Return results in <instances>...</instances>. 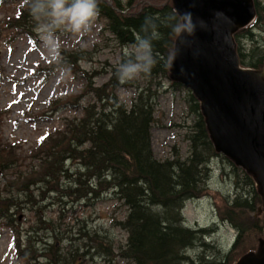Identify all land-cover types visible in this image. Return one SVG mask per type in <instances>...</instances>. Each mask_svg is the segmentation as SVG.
Returning <instances> with one entry per match:
<instances>
[{"label":"trees","instance_id":"16d2710c","mask_svg":"<svg viewBox=\"0 0 264 264\" xmlns=\"http://www.w3.org/2000/svg\"><path fill=\"white\" fill-rule=\"evenodd\" d=\"M142 1L128 0L123 4L121 0H99L100 14L97 18L106 23L104 30L126 48L133 46L138 35H144L141 25L145 17H152L159 32V39L153 41L158 63L150 74H141L133 81L121 83L117 70L129 58V55H124L117 66L106 63L103 74H107L108 79L99 86L95 79L101 73L95 69L81 70L79 66L81 61L92 59L86 51L61 50L65 64L59 66L69 68L73 74L80 73L87 82L83 94L75 98L79 100L72 104L74 109L81 107L83 114L54 127L52 132L37 141V148L31 150L28 156L36 159L37 163L29 170L27 165L28 171L8 181L7 196L11 197L4 199L0 194V220L7 222L5 227L11 226L9 209L16 200L12 196L14 191L31 197L34 205L37 197L45 196L46 191H53L51 195H56L55 204L66 205L65 199L90 200L109 190L129 210L125 221L120 223L128 234L127 243L119 254L123 259L132 264H233L234 259L229 254L221 250L218 252L214 247L210 257L207 255L210 251L197 258L190 256L192 249L210 248L202 240L208 230L190 228L185 224L182 210L188 200L199 198L204 193L205 188L201 184L207 176L205 171L213 155L218 153L210 138L199 100L179 83L172 82L171 85L175 91L187 92L191 113L196 116L188 136L190 155L185 160L176 156L161 161L153 151L152 129L156 122V108L165 81L171 76L170 63L178 38L170 26L175 21L169 18L176 16L177 12L173 0H165L162 4L147 0L137 7ZM253 2L255 21L249 27L238 30L233 38L241 66L264 71V6L259 0ZM6 6L15 14L0 20V36L10 38V42L17 35H28V38L36 40L35 34L30 37L33 33L30 30H36L37 21L30 15L24 0H0V13ZM257 29L261 36L256 33ZM247 43L249 49L245 46ZM121 88L134 92L129 102L120 97ZM84 95L90 96V99L80 106ZM61 101V98L52 100L49 107L56 110ZM29 112H24L27 121L35 118L28 116ZM6 113L0 112V130ZM37 116L47 118L45 113ZM18 150H23L20 143L11 144L0 139L1 171H9L27 161V155L22 157ZM62 178L68 180V185L61 188ZM254 183L252 193L246 191L230 201L231 207L224 216L238 232L234 249L241 245L247 225L257 223V220L245 217L259 210L257 206L261 201L263 204L261 192L255 189ZM41 216L37 228H34L36 231L28 233L25 243L21 244L22 236H19L20 242H15L18 256L28 263L40 254L45 264H75L61 249L62 238L55 230L57 224ZM39 231L46 232L45 238L37 239ZM39 242L44 243L43 248L38 246Z\"/></svg>","mask_w":264,"mask_h":264},{"label":"rangeland","instance_id":"374dc122","mask_svg":"<svg viewBox=\"0 0 264 264\" xmlns=\"http://www.w3.org/2000/svg\"><path fill=\"white\" fill-rule=\"evenodd\" d=\"M121 1L124 4L128 0ZM145 1L147 0L139 2L137 7ZM148 1L162 4L165 0ZM259 1L264 6V0ZM7 9L6 6L0 13V20L15 14L12 9V11ZM105 25L104 21L96 18L91 31L87 33H73L67 26L58 30L61 50L86 51L87 56L92 57L90 61H81L79 66L81 70L99 71L101 74L95 79L99 86L108 79L107 74H103L107 67L106 63L117 66L122 62L124 55L130 57L135 53L133 46L126 48L120 46L111 33L104 30ZM30 31L33 32L30 37L35 34L36 40L28 38V35H17L10 42V38L0 36V112L7 111L0 130V139L6 143H20L23 150H18V154L22 157L27 155V161H22L18 167L0 171V194L4 199L11 197L7 196L8 181L14 180L18 174L26 171L27 165L29 170L31 165L37 163L36 159L28 157L29 152L37 148V141L44 134L52 132L54 127L83 114L81 107L76 106L74 109L72 104L79 100L75 98L82 95L86 88L84 76L80 73L73 74L69 68L51 62L46 50L39 44L36 30ZM256 33L261 36L258 29ZM245 46L250 48L249 43ZM171 84L170 79L165 81V86L160 92L155 114L156 122L152 129L153 151L156 158L161 161L176 156L181 160L188 158L191 149L188 136L196 119L195 114L191 113L187 92L175 91ZM119 95L123 101L129 102L134 92L128 88H121ZM66 96L69 98L66 99ZM82 97L80 106L87 104L90 99L88 95ZM57 98H61L62 101L54 110L49 105L50 101ZM26 111L30 113L28 116L35 118L25 120ZM40 113H45L47 118L46 116H44L46 119L39 118L37 115ZM205 174L207 176H204L201 184L205 188L204 193L199 198L186 202L183 215L190 228L196 230L213 228L214 233H204L202 238L210 248L192 249L189 251L190 256L197 258L210 251L207 254L210 257L214 247L218 252L222 249L229 253L234 259L233 264H238L244 255L258 254L264 244V229L257 233L255 230L248 231L241 245L234 249L238 232L229 222L222 221L221 217L229 211L230 201L237 195L246 191L252 193L253 187L246 182L249 180L247 173L228 157L217 154V157L211 158ZM64 179L61 180V188L68 185V180ZM254 187L257 189L255 185ZM12 196L17 200V194L14 193ZM55 197V194L45 195L43 200L37 197V203L33 204L32 211L28 208L12 216L10 227H5L7 222L4 219L0 220V264L46 263L40 254L30 263L21 259L15 244L16 241L20 242L19 236H22L23 245L28 233L36 231L34 228H37L39 215L57 224L55 230L62 238L61 249L75 264H132L119 255L128 240V234L120 223L125 221L129 210L111 191H103L99 198L90 200L65 199L66 205L55 204ZM11 204L9 202V205ZM260 207H263L262 201L257 209ZM261 209L262 212L256 210L245 218L257 220L261 227L264 226V208ZM45 233L37 232V239L45 238ZM205 235L208 236L205 238ZM38 246L43 248L44 243L39 242Z\"/></svg>","mask_w":264,"mask_h":264},{"label":"water","instance_id":"95a60500","mask_svg":"<svg viewBox=\"0 0 264 264\" xmlns=\"http://www.w3.org/2000/svg\"><path fill=\"white\" fill-rule=\"evenodd\" d=\"M173 3L176 12L189 10L195 19L206 22V29L188 38L190 44L173 56L171 79L197 97L215 151L255 177L264 206V71L241 66L233 38L255 20L254 2ZM238 264H264V244L258 254H249Z\"/></svg>","mask_w":264,"mask_h":264},{"label":"clouds","instance_id":"9594fccd","mask_svg":"<svg viewBox=\"0 0 264 264\" xmlns=\"http://www.w3.org/2000/svg\"><path fill=\"white\" fill-rule=\"evenodd\" d=\"M24 3L37 21L40 46L46 50L50 61L57 65L65 64L58 30L67 26L73 33L90 32L100 14L99 0H24ZM169 19L175 21L170 25L171 31L179 38L174 55L190 44L188 38L195 37L198 30L206 29V22L195 19L189 10L182 13L177 10L176 16ZM141 31L144 35H138L133 44L134 55L118 67L117 78L121 83L133 81L141 74H150L158 63V54L153 48V41L159 39L158 25L152 17H145Z\"/></svg>","mask_w":264,"mask_h":264},{"label":"bare ground","instance_id":"6f19581e","mask_svg":"<svg viewBox=\"0 0 264 264\" xmlns=\"http://www.w3.org/2000/svg\"><path fill=\"white\" fill-rule=\"evenodd\" d=\"M173 2V1H172ZM173 5H174V3H173ZM176 10V9H175ZM255 21V20H254ZM253 21V22H254ZM252 25V24H251ZM250 26V25H249ZM249 26H247V27H249ZM246 27V28H247ZM245 29V28H244ZM246 69H250V68H246ZM250 70H252V71H258V70H253V69H250ZM259 72H262V71H259ZM172 75V74H171ZM170 79H171V76H170ZM171 81L172 82H175V81H173L172 79H171ZM175 83H177V82H175ZM201 107V106H200ZM202 111V110H201ZM214 157H217V155H213ZM2 169H1V167H0V171H1ZM246 176H244V178H245ZM247 178L249 179V180H246V178H245V180H246V182H247V184L248 185H253V183H254V185L256 186V188H257V190L258 191H260V187H259V185H258V183H257V180L255 179V177L254 176H247ZM18 194V197H17V200H15L14 201V203L12 204V207H10V209H9V212L11 213V215L13 216L14 214H18V213H22L23 211H26V210H28V208H29V210L30 211H32V209H33V203H32V201H31V197H29V196H27V195H21L20 193H17V191H14L13 192V194ZM53 193V191H46L45 192V195H51ZM42 198V200L44 199V196H42L41 197ZM77 200H78V198H76ZM194 200V199H193ZM13 202V201H12ZM185 209V208H184ZM184 209L182 210V213L184 212ZM259 212H262V210L260 211V209L258 210ZM225 216V215H224ZM224 216H221L222 217V221H227V222H229L226 218H224ZM230 223V222H229ZM185 224H186V220H185ZM231 224V223H230ZM264 225V224H263ZM232 226V225H231ZM233 227V226H232ZM243 227V226H242ZM264 226H262L261 227V225H260V223H259V221H257V223L256 224H248L247 225V227H246V231H245V234L248 232V231H253V230H255V233H257V232H259V231H263V228ZM192 229H194V228H192ZM196 230V229H195ZM208 230V234L209 233H214V229L213 228H208L207 229ZM244 237H245V235H244ZM243 241H244V239H243ZM221 251L223 252V253H225V251H223L222 249H221ZM225 254H229V253H225Z\"/></svg>","mask_w":264,"mask_h":264}]
</instances>
